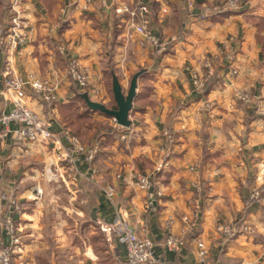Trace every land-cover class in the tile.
I'll list each match as a JSON object with an SVG mask.
<instances>
[{"label": "crops", "instance_id": "1", "mask_svg": "<svg viewBox=\"0 0 264 264\" xmlns=\"http://www.w3.org/2000/svg\"><path fill=\"white\" fill-rule=\"evenodd\" d=\"M72 1L22 0L23 29L18 32L25 34L26 43L10 47L9 0H0V24L6 26L8 41L0 46V115L11 111L16 99L3 83L8 63L17 74H32L58 86V101L53 105L30 90L25 99L58 140L45 146L12 136L0 143V164L2 160L9 164L2 174L11 183L18 178L23 183L31 160L40 164L29 175L39 186L52 177L49 169L58 177L74 172L72 179L78 187L74 210L81 218L78 236H85L84 247L76 248L78 264H128L126 249L111 228L118 215L125 216L139 234L149 236L155 243V256L169 264H201L196 236L208 249L202 264H264V0H242L241 10H223L205 19L200 17L203 10L225 0L152 1L150 27L155 35L170 41L163 53L140 46L127 20L115 13L119 3L130 0H107L108 6L95 3L86 10L83 0L78 5ZM233 36L239 39V74L226 77L224 63L217 61L214 75L218 79L212 89L204 94L195 91L192 73L207 72L205 56L219 54L222 43ZM59 45L88 68L89 89H80L69 77L68 58L59 52ZM125 66L134 73L143 71L128 128L91 110L79 95L87 93L91 100L108 108L114 104L117 109L113 91L110 95L107 87L110 82L112 89L116 76L123 90L127 88L119 74ZM243 89L250 95L248 102L235 96ZM207 101L215 105L209 113L203 111ZM97 113L107 128L90 127V119L101 120ZM65 131L87 147L100 143L91 163L77 161ZM138 173L150 175L151 208L146 206L147 191L137 183ZM107 187L115 189L113 198L105 194ZM255 191H262V200L252 199ZM19 195L30 196L28 191ZM38 199L36 194L23 204L30 228L37 225L31 223ZM196 201L201 204L199 232L189 234L180 251L166 249L170 229L176 234L182 231ZM29 205L33 207L28 209ZM222 222L235 228L234 239L217 231ZM10 244L11 238L0 232V248ZM40 244L44 243L22 244L14 264H42L37 251ZM55 259H49V264L61 263L57 255Z\"/></svg>", "mask_w": 264, "mask_h": 264}, {"label": "built area", "instance_id": "2", "mask_svg": "<svg viewBox=\"0 0 264 264\" xmlns=\"http://www.w3.org/2000/svg\"><path fill=\"white\" fill-rule=\"evenodd\" d=\"M71 1V0H70ZM7 9L10 13V20L14 24V29H23L20 14V6L22 0H9ZM80 3L76 0L72 1V4L78 5ZM95 3H100L103 7L108 6L107 0H83V9L86 10L93 6ZM242 8V0H225L224 4H220L213 7H208L203 10L200 17L205 19L213 13L220 11H238ZM115 13L120 17L127 20L128 24L133 28L135 34L140 38V46L153 49L156 53L166 52L169 48L170 41L167 38L157 36L151 29V19L153 14L152 0H130L128 2H121L115 7ZM6 26L0 24V46L5 47L8 44L6 37ZM14 47L23 46L26 43L25 34L14 32ZM236 37H230L227 41L221 45L219 54L212 56L211 58L205 57L203 59V67L207 68V72L201 73L195 71L192 73V85L195 91L204 94L208 81L215 73L214 64L219 61L224 63V72L226 77H234L239 74V69L236 66L238 50ZM58 50L61 54L68 58V75L72 81L80 87L82 90H87L90 87V72L88 68L80 62L79 58L74 54H70L69 49L64 45H59ZM3 83L8 90L15 93L16 99L13 102V108L7 113L0 115V143L6 142L10 137L17 136L19 140L34 143L39 142L43 145H49L51 142H56L58 136L52 132L48 123L41 117L40 114L30 109L25 104V99L28 97V91L38 95L49 105H53L58 101V86L52 81L47 79H39L35 75H20L15 73L10 64H7L3 68L2 72ZM240 97L248 102L250 96L247 93H242ZM206 108L211 110L212 103L208 102ZM15 127V129H13ZM64 136L69 145L73 147V150L77 153V161L84 160L87 163H91L98 154L101 146L97 142L90 147H87L81 143L79 138L73 135L70 131H65ZM123 139H127L124 135ZM81 156V157H80ZM83 157V158H82ZM120 177V176H119ZM137 183L140 188L147 191L146 206L151 208L153 206V195L150 193L151 178L149 174L138 173L136 175ZM264 191V189H263ZM262 191H255L252 194V199L261 198ZM105 194L109 198H113L115 195V189L113 187H107ZM201 212V204L196 201L193 206V212L191 218H185V227L179 234L171 232L167 237L164 245L166 249L180 251L185 246V239L190 234H196L200 230L199 216ZM14 221V219H13ZM12 219L9 221V235H12V240L15 238V245H18L19 240L16 239V228L14 231ZM173 222L171 221V224ZM116 240L119 244L123 245L127 253L128 264H169L162 261L155 256L154 241L146 235L139 234L137 229L129 222V220L123 216L118 215L111 226ZM217 231L224 234L226 239H232L236 236L235 228L232 225H219ZM15 234V236H14ZM197 247L199 250L200 263H204L208 256V249L204 241L196 236ZM20 243V242H19ZM6 250L3 249V263L8 264L10 260V253L7 256Z\"/></svg>", "mask_w": 264, "mask_h": 264}, {"label": "rangeland", "instance_id": "3", "mask_svg": "<svg viewBox=\"0 0 264 264\" xmlns=\"http://www.w3.org/2000/svg\"><path fill=\"white\" fill-rule=\"evenodd\" d=\"M14 28L15 26L13 24V27L11 28V32H12L11 41L12 42L15 37L14 32L19 33L18 30H20V29H14ZM237 41L239 42L238 38H237ZM12 46H13V43L10 45V47ZM128 54L130 56H133L131 52L130 53L128 52ZM126 57H124V55L123 57H121L123 58V62H125ZM205 57L211 58L212 56L208 55ZM131 60H133V58H131ZM126 63L127 62H125V64ZM129 70L130 69L125 66V71L123 70V72L121 71L119 73L121 78H124L125 80V84L127 88H124V92L126 94L128 91L129 78L130 77L132 78L133 75L136 73V72L134 73V71H129ZM107 88L111 95L112 89H111L110 82ZM242 93L245 94L247 92L243 89V90L237 91L235 96L238 99H241L243 102H245V100H243L240 97ZM208 102L210 101H207V103ZM206 104H204L203 111L205 110L207 113H209L208 111L209 109L206 108ZM112 105H113L112 108L110 107L111 109H113V107L115 106L114 104ZM212 106H213L212 109H214L215 105L212 104ZM96 115H98V118H101V117L102 118L99 121L98 119L97 120L90 119L89 120V123L91 125L90 127L96 128V129L107 128L108 126H105V123L107 122L104 120L103 116L99 113H97ZM82 123H84V125L86 124L85 121H83ZM78 125H80V123ZM76 137L79 138L78 136ZM19 144L23 145L20 142ZM31 161H30L31 166L30 168L27 167V176L25 177V181L23 183H21V180H19V178L16 179V181L14 179L12 183L11 181L9 182L8 177H6L7 175L2 174L4 173V170L6 169V167H9V164L7 162H4L3 160H2L3 165L0 164L1 165V168H0V232L1 233L5 232L10 238L13 237V233H11L12 235H9L8 229H9V221L11 219L13 221L14 219L13 225H14V231L16 228V239H18L20 242V243L18 242V245H15L14 243L15 238H14V241L11 238L10 245L0 248V263L5 264L3 263V258H2L3 249L8 251L7 256H9V253L11 255L10 260L8 261L9 262L8 264H14L15 255L19 251V248L22 247V244L25 245L28 243H32L33 245V242L38 241V243H44V244H40V248L37 250L38 254L40 255V260L42 264H49L48 260L49 259L52 260V258L56 262L55 255L58 256V260L59 262H61L59 264H68L66 263V261L67 262L73 261V259H74L73 261L74 264H78V258L75 256V254L78 251V249L76 248L81 247V245L84 247V244L82 243V238L85 239V236H82V238H81V235L80 237L78 236L80 225H81V220H80L81 218H79V216L76 215V212L74 210V208L77 207L76 201H75V193H77V188H78L77 182L72 179L74 172L68 171L64 173V176L59 175L58 177L57 175L54 174L55 171H52V169H49L47 173H49L52 177H49L50 180L48 183L46 182L44 185L39 186L36 183V180L33 178V176H29V175H33L35 171L34 167L35 166L37 167L40 164H39V161L38 162L35 160H31ZM41 174L44 175L45 173H41ZM2 175H4L5 179L2 178ZM22 191L24 192L28 191V194H30V196H26L24 198L21 197L19 193ZM36 194L39 199L37 201L38 205L35 209L36 215L33 218V222L31 224L35 223L37 225L30 228V226H27L30 223L24 220L26 219L25 214L27 213L26 212L27 210H25L26 208H24L23 204H25V201L27 199H33V196H35ZM30 206L31 205L28 206V209H31L33 207L31 206L30 208ZM15 216H18L17 219L20 218V220L19 219L16 220ZM23 225H24V228H23ZM219 225H230V224H225V222H222Z\"/></svg>", "mask_w": 264, "mask_h": 264}, {"label": "water", "instance_id": "4", "mask_svg": "<svg viewBox=\"0 0 264 264\" xmlns=\"http://www.w3.org/2000/svg\"><path fill=\"white\" fill-rule=\"evenodd\" d=\"M142 74L143 71H139L132 77L127 94H125L119 79L116 76L113 78L112 91L117 109H110L102 103L91 100L88 94H83L82 97L91 110L112 117L118 125L128 128L131 126L130 113L137 94L138 79Z\"/></svg>", "mask_w": 264, "mask_h": 264}, {"label": "trees", "instance_id": "5", "mask_svg": "<svg viewBox=\"0 0 264 264\" xmlns=\"http://www.w3.org/2000/svg\"><path fill=\"white\" fill-rule=\"evenodd\" d=\"M153 3L155 2L154 0H152ZM218 79L217 75L215 74L214 76H212V78L208 81L207 83V87H206V93L209 92L212 89V86H214L215 84V80ZM82 97V93L79 94ZM112 96L114 98V94L112 92ZM115 102V101H114ZM116 103V102H115ZM116 106H114L115 108Z\"/></svg>", "mask_w": 264, "mask_h": 264}]
</instances>
